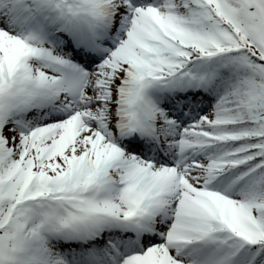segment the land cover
Returning <instances> with one entry per match:
<instances>
[{"label": "snow or ice", "instance_id": "snow-or-ice-1", "mask_svg": "<svg viewBox=\"0 0 264 264\" xmlns=\"http://www.w3.org/2000/svg\"><path fill=\"white\" fill-rule=\"evenodd\" d=\"M0 264H264V0H0Z\"/></svg>", "mask_w": 264, "mask_h": 264}]
</instances>
